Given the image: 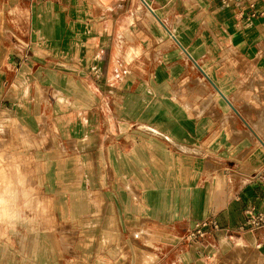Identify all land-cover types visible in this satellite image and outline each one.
Returning a JSON list of instances; mask_svg holds the SVG:
<instances>
[{
	"label": "crops",
	"instance_id": "obj_1",
	"mask_svg": "<svg viewBox=\"0 0 264 264\" xmlns=\"http://www.w3.org/2000/svg\"><path fill=\"white\" fill-rule=\"evenodd\" d=\"M2 13L0 131L30 138L21 173L0 138V211H19L0 223V264L264 260V228L246 226L264 213V0H0ZM206 220L217 228L188 239Z\"/></svg>",
	"mask_w": 264,
	"mask_h": 264
},
{
	"label": "rangeland",
	"instance_id": "obj_2",
	"mask_svg": "<svg viewBox=\"0 0 264 264\" xmlns=\"http://www.w3.org/2000/svg\"><path fill=\"white\" fill-rule=\"evenodd\" d=\"M10 28L8 27V22L4 17V13L0 14V32L9 30ZM6 131H0V138L1 139H10L12 140L13 144L16 146L8 147V151H12V154L15 156L12 157V161L8 162L7 169H9L12 172H19L21 173V169L23 168V148L19 145L21 139L25 138H30L28 135H23L21 134V131L18 130L16 124H9L8 126H5ZM5 148L0 146V158H5L3 155V150ZM29 150V148H28ZM22 152V153H21ZM23 202V201H21ZM23 205V204H21ZM25 205V204H24ZM19 214V211L12 212H4L0 211V223L3 222L5 219L9 218H15V216ZM7 225L5 227H8L7 221L4 222ZM10 231L7 232L6 236L3 238L4 240L9 241L10 240ZM264 260L263 259H257L255 255L250 252L248 249L245 248L244 251L236 253V255H233L232 258L229 259H223L221 257L216 258L213 262H209L208 264H263Z\"/></svg>",
	"mask_w": 264,
	"mask_h": 264
},
{
	"label": "built area",
	"instance_id": "obj_3",
	"mask_svg": "<svg viewBox=\"0 0 264 264\" xmlns=\"http://www.w3.org/2000/svg\"><path fill=\"white\" fill-rule=\"evenodd\" d=\"M28 50V49H27ZM246 226L253 230L264 228V213L256 212L254 209L246 211ZM217 223L214 220H206L197 223L193 230L188 234V239L196 240L203 238L209 229H216Z\"/></svg>",
	"mask_w": 264,
	"mask_h": 264
}]
</instances>
